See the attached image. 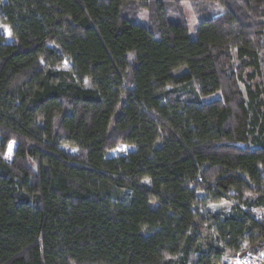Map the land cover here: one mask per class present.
<instances>
[{
    "label": "trees",
    "instance_id": "1",
    "mask_svg": "<svg viewBox=\"0 0 264 264\" xmlns=\"http://www.w3.org/2000/svg\"><path fill=\"white\" fill-rule=\"evenodd\" d=\"M0 23V264L263 251L264 0H0Z\"/></svg>",
    "mask_w": 264,
    "mask_h": 264
},
{
    "label": "rangeland",
    "instance_id": "2",
    "mask_svg": "<svg viewBox=\"0 0 264 264\" xmlns=\"http://www.w3.org/2000/svg\"><path fill=\"white\" fill-rule=\"evenodd\" d=\"M184 18H185L186 23L188 25L190 34L193 35L196 31V28H197V20H196V17L194 15L192 9L190 8V6L188 4L184 5ZM0 35L5 37L6 42L8 44H14L15 43V40L12 37L10 28L4 24H1V23H0ZM234 55H235V51H234ZM70 67H71V64L67 61L63 64L64 70H68ZM86 86L89 87L90 84L88 82H86ZM219 99H220V95L216 94V95H212L209 97L202 98V102L207 104V103L219 100ZM62 149L64 152H66L68 154H71V155L77 154V149H75V148H71L69 146H63ZM120 150L134 151L135 148L130 147V146H126V145H122V146H120ZM199 196L202 197L203 194L200 193ZM236 204H237V202L234 199H225L218 204H211L208 207L207 211H208V213H211L212 215H225V214L230 213ZM202 212L204 213V211H202ZM254 213H255L257 219H263L264 220V207L255 208ZM200 232L202 234V237L204 238L205 245L211 243L212 232L206 228H202ZM249 249L250 248L246 246L240 252H244V251L249 250ZM259 252H262V250H260ZM236 254H234L232 252H228L224 258L223 264H244V262L242 260L240 261L237 258ZM171 264H178V259L177 258L172 259Z\"/></svg>",
    "mask_w": 264,
    "mask_h": 264
},
{
    "label": "built area",
    "instance_id": "3",
    "mask_svg": "<svg viewBox=\"0 0 264 264\" xmlns=\"http://www.w3.org/2000/svg\"><path fill=\"white\" fill-rule=\"evenodd\" d=\"M237 258L244 262V264H264V250L262 252L254 253L250 249L244 252H238Z\"/></svg>",
    "mask_w": 264,
    "mask_h": 264
}]
</instances>
